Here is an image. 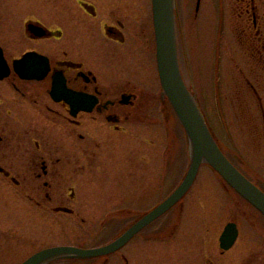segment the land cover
<instances>
[{
    "label": "rangeland",
    "instance_id": "rangeland-1",
    "mask_svg": "<svg viewBox=\"0 0 264 264\" xmlns=\"http://www.w3.org/2000/svg\"><path fill=\"white\" fill-rule=\"evenodd\" d=\"M240 3L176 0L179 61L221 147L264 185V32L253 25L251 14L238 8ZM56 4L69 2L0 0V43L10 59L32 49L47 50L56 60L66 53L105 70L103 81L114 80L112 94L130 87L127 81L143 90L133 116L123 120L126 128L118 131L104 123L103 131L111 134L92 137L83 127L67 132L49 121V114L41 111L42 98L48 101L44 82L22 80L13 73L0 80V165L10 173L0 169V264H19L48 246L104 244L131 224L134 214L142 215L167 196L190 162L176 115L172 110L165 114L161 107L155 41L149 50L153 71L140 73L141 45L135 35L139 15L127 22L132 27L127 43L113 48L106 38L93 41L80 30L71 32L57 17ZM112 4L105 2L106 13ZM29 24L42 26L45 34L30 32ZM61 33L60 39L52 38ZM44 128L52 133L42 134ZM30 133L43 135V148L61 158L54 163L53 175L37 179L31 167L24 170L26 154L32 157L37 148L35 141L28 143ZM44 180L53 185L45 188ZM49 191L51 200L45 198ZM229 220L238 222L240 237L222 252L218 238ZM157 221L107 256L47 264H223L242 258L264 264V217L207 164L182 202ZM148 232L158 235L147 236Z\"/></svg>",
    "mask_w": 264,
    "mask_h": 264
},
{
    "label": "flooded vegetation",
    "instance_id": "flooded-vegetation-1",
    "mask_svg": "<svg viewBox=\"0 0 264 264\" xmlns=\"http://www.w3.org/2000/svg\"><path fill=\"white\" fill-rule=\"evenodd\" d=\"M108 1L113 2V4L107 7L108 13H106V9L104 10V6L105 2ZM240 1L241 3L238 8L240 7L241 11L247 14V16L251 14L253 25L256 28H261L264 32V0H239V2ZM67 2H69L68 5L56 4V12L60 13L57 15V17H61L62 19H64V24L68 26V29L70 28V31L73 33L80 30L83 33L84 37L88 35V38L93 41L97 40V38H106L107 40L111 41L110 46L113 44V48L117 45L127 43L129 38L128 35L130 36V32H132V27L127 26V22L129 18L131 19L134 18L133 16L139 15L135 20L138 23V26H136V29L138 28V31L135 32V35L138 36L137 40L141 45V49L138 50V54L140 56L138 58L140 59L139 68L142 70L140 71V73L141 75L145 76L153 71V57L149 56V50L152 51L154 49L155 41L153 0H147L146 5H143V0H72V3L70 0H67ZM100 2L104 3L103 7ZM63 8L65 9V14L62 11ZM103 18L105 20H107L106 18H108L109 22L104 21ZM126 27H128L127 30H125ZM259 33H261V30L259 31ZM30 35L33 36L32 34ZM62 35L63 33H61V35L53 36L52 38L55 37L56 39H60ZM79 36L81 37L82 35ZM49 37L50 36L46 38ZM32 50H36L42 54H45L49 58L50 71L45 78L39 81L44 82L47 85L48 101L44 100L45 98H42L43 100L39 101L42 105L41 111H46V113L49 114L47 118H50L49 121L51 123H59L67 132H69L72 128L77 129L83 127L84 130L86 132H89V135H91L92 137H99L104 135V133H107V135L111 134L109 130L103 131V129H105L104 123L108 124L110 127L113 126V129H116L118 131L120 129L126 128L123 125V120L125 122L133 116L132 113L134 112L136 105L139 102V99H137L139 97L138 92L143 90H141V88H139L137 84H133L130 81H127V85L130 87L122 89L119 94H112L114 87H111V85L114 84L112 83L114 82V80H110L108 82L103 81L104 77L106 76L105 70H101L96 66L88 64L81 57H72L68 56V54L65 53L64 56H62V59L59 58L58 60H56L55 56H52L53 54H49V51L47 50ZM4 51L11 64L14 59L18 58L15 56L10 59L5 47ZM113 54L114 53H112V57ZM55 72L65 77L67 86L69 88L96 98L95 100H92L93 104L91 110L80 109L76 114H72L71 110L73 109V106L71 103H67L64 100L55 101L51 97L50 90L53 83V74ZM12 73L18 76V72L14 71V69L12 70ZM52 103L60 106L61 109L66 111V114H64L60 109L53 107L51 105ZM161 107L163 110L167 109L168 115V113L170 112V106L164 104ZM44 129L46 132H43L42 134L52 133L46 130L47 128ZM100 131H102L103 133ZM120 132L123 131L121 130ZM29 135L30 138L28 140V143L29 141L31 142V140L35 141L37 148L35 150H32V157H29L28 154H26L29 161H26L24 163V170L30 169L31 167L33 171H35V178L37 179L43 176H49L51 172L53 175L54 171L56 170V165L54 163L60 162L61 158L56 153L54 155L53 150L43 148L44 146L41 144V142H39V139L43 137V135L39 134V137H35V135H33L34 137H31V133ZM1 141L2 136H0V143ZM55 150H57V148ZM53 164L54 168L51 169V166H53ZM0 167L3 168L5 175L8 176L10 174L9 170L6 167H4L3 165H0ZM14 181H16V183H20L15 178ZM256 182L264 186L259 181ZM42 184L45 188L51 187V185H53L49 180H44ZM50 193L51 192L49 191L45 195V198L48 200H51L53 198ZM28 197L31 199H35V196L31 194H28ZM64 209H67L70 213L75 212V210L70 208ZM140 215L141 214H134L132 218H138ZM231 221L234 220H229L228 222ZM157 222L158 221L156 220V223ZM156 223H154L153 225H155ZM152 224L148 225L147 227L153 226ZM236 225L239 232L237 237L238 240L240 237V227L238 222H236ZM147 227L143 228L137 235L142 234L144 232L143 230L147 229ZM151 229L152 228H150V230ZM152 230H155L159 233L161 229L159 227H155ZM153 234L155 233L148 232L147 236H152ZM218 245L221 248L222 252L228 251L234 246L233 245L232 247L227 249L222 248L220 240ZM230 260L231 262L224 261L225 263L223 264H232V262L233 264H235V262H237L238 264H241L243 262H245L246 264H254L253 261L246 262V260L243 258L238 261H235L233 259ZM208 264L214 263L209 262Z\"/></svg>",
    "mask_w": 264,
    "mask_h": 264
},
{
    "label": "water",
    "instance_id": "water-1",
    "mask_svg": "<svg viewBox=\"0 0 264 264\" xmlns=\"http://www.w3.org/2000/svg\"><path fill=\"white\" fill-rule=\"evenodd\" d=\"M176 0H153L154 26L157 44V65L162 87L183 125L189 144L190 162L177 187L160 203L130 224L112 240L93 247L54 245L42 248L19 264H47L61 259H87L107 256L123 247L142 228L156 220L180 201L192 187L200 167L210 165L229 185L264 214V190L250 180L227 156L210 129L206 117L194 94L188 88L179 63L175 22ZM29 30L45 34L39 25L29 24ZM15 70L25 79H43L50 71L49 59L36 51H28L14 61ZM10 74V66L0 47V79ZM51 95L58 101L64 99L73 106L72 113L90 110L93 102L88 96L69 88L63 75L53 74ZM95 100V99H94ZM238 235L235 223H229L222 236L221 245L230 247Z\"/></svg>",
    "mask_w": 264,
    "mask_h": 264
},
{
    "label": "bare ground",
    "instance_id": "bare-ground-1",
    "mask_svg": "<svg viewBox=\"0 0 264 264\" xmlns=\"http://www.w3.org/2000/svg\"><path fill=\"white\" fill-rule=\"evenodd\" d=\"M177 45H178V43H177ZM234 244H235V242L233 243V245H234ZM233 245H232V246H233ZM232 246H230V247H232ZM230 247H229V248H230Z\"/></svg>",
    "mask_w": 264,
    "mask_h": 264
}]
</instances>
